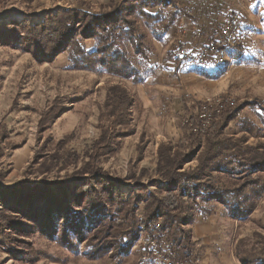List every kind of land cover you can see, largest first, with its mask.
<instances>
[{
  "label": "trees",
  "instance_id": "trees-1",
  "mask_svg": "<svg viewBox=\"0 0 264 264\" xmlns=\"http://www.w3.org/2000/svg\"><path fill=\"white\" fill-rule=\"evenodd\" d=\"M188 16L174 0L99 4L78 0L70 8L47 12L41 22L0 24L12 37L0 38V42L29 52L39 61L52 62L66 53L71 69L120 80L106 88L100 134L92 143L78 150L68 145L72 134L61 139L49 135L24 168L22 183L0 186V247L11 258L26 264L38 262L43 251L32 239L39 234L91 261L137 264L142 257L137 243L143 230L160 222L171 246L182 258L190 259L196 243L193 225L199 215L211 216L215 204L225 206L236 220L254 212L264 197V142H249L257 132L264 137V107L258 99L238 103L222 96L219 107L212 108L215 120L205 133L199 131L197 114L185 119L184 138L163 140L157 146L154 174L163 183H155V189L149 185L125 192L121 180L102 166L122 149L131 133L125 129L143 107L139 95L123 81L142 83L155 74L150 56L156 43L164 42L167 32ZM87 40L94 45L88 48ZM239 48H228V55L236 58ZM246 105L262 109V127L239 117ZM235 120L241 123L240 132L228 133ZM143 149L138 146L140 154ZM192 161L196 165L187 167ZM6 172L0 170V179ZM146 174L142 168L141 176ZM126 179L142 185L134 175ZM139 213L144 215L143 222L137 218ZM257 237L262 246L237 248L242 264H264V236L259 233Z\"/></svg>",
  "mask_w": 264,
  "mask_h": 264
},
{
  "label": "rangeland",
  "instance_id": "rangeland-1",
  "mask_svg": "<svg viewBox=\"0 0 264 264\" xmlns=\"http://www.w3.org/2000/svg\"><path fill=\"white\" fill-rule=\"evenodd\" d=\"M91 1L99 4L108 0ZM174 1L189 14L178 25L190 21L213 37H216L231 16L241 14L245 24L247 49L239 45L242 50L239 48V55L232 58L234 61L229 60L220 68L210 71L213 76L230 71L229 81L225 82V92L218 93L217 97L208 95L198 100L193 95L180 94L169 98L155 93L151 87L143 85V82L123 81L137 94L142 93L143 98L141 95L140 97L143 107L135 113L130 127L125 129L131 133L124 138L122 149L104 160L102 166L121 180L120 186L125 192L149 185H154L155 189V183L162 185L161 179L154 174L157 146L163 140L178 142L184 138L183 121L198 113L199 103L224 96L238 103L258 99L264 107V0ZM77 2L78 0H0V24L14 20L41 22L47 12L70 8ZM0 38H12L5 34L1 25ZM91 42L86 41L88 48L93 46ZM117 82L120 80L108 75L71 69L66 53L60 54L52 62H42L29 52L0 42V170H7L5 177L0 179L1 188H12L22 183L24 168L36 154L42 140L49 135L61 139L72 134L68 145L78 150L92 143L100 134L99 115L105 101L106 88ZM52 110L56 115L52 114ZM262 113L260 107L246 105L239 117L262 127ZM240 130L241 123L237 120L227 128V132L232 134ZM259 141L264 142L261 132L249 138L251 144ZM139 145L144 146L141 154ZM195 165L196 161H192L186 166ZM142 168L147 169L144 176H141ZM133 175L136 179H141L142 185L126 179ZM213 215L216 216L215 223L207 233V264H242L236 253L239 246L249 250L263 245L257 234L264 236V197L254 212L243 219H234L221 204H215L212 215L204 219L208 222ZM198 218L203 217L199 215ZM32 240L43 251L41 259L34 264H115L112 260L91 261L83 254L76 255L46 235L38 234ZM225 253L228 257H225ZM202 254V246L195 243L192 256H199L203 261ZM262 258L264 259V255ZM135 263L157 264L153 260L144 263L137 260ZM0 264L26 263L11 258L0 247Z\"/></svg>",
  "mask_w": 264,
  "mask_h": 264
},
{
  "label": "crops",
  "instance_id": "crops-1",
  "mask_svg": "<svg viewBox=\"0 0 264 264\" xmlns=\"http://www.w3.org/2000/svg\"><path fill=\"white\" fill-rule=\"evenodd\" d=\"M215 38L207 35L190 21L184 22L183 25H174L167 32L166 40L157 42L158 45L150 56V63L156 66L157 71L149 76L143 85H148L155 93L169 98L181 94L182 96L193 95L199 100L208 95L217 97L218 93H224L227 85L225 82L229 81V70L220 76H213V72H210L213 71L212 69L183 64L172 58L176 40L180 39L192 51H198L203 45L216 42ZM91 41L94 45V41ZM140 95L143 98L141 92ZM215 217L213 215L208 222L207 219L199 218L194 225L196 243L203 248L204 264H207V233L211 231ZM225 257H228L226 253Z\"/></svg>",
  "mask_w": 264,
  "mask_h": 264
},
{
  "label": "built area",
  "instance_id": "built-area-1",
  "mask_svg": "<svg viewBox=\"0 0 264 264\" xmlns=\"http://www.w3.org/2000/svg\"><path fill=\"white\" fill-rule=\"evenodd\" d=\"M244 19L241 14L231 16L220 28L216 34V42H209L203 45L200 50L192 51L182 40H177L175 49L172 52V58L176 62L209 69H218L227 61H234L228 55V48L239 45L245 46V28ZM216 44H220L217 46ZM247 49V46L244 47ZM223 98L218 97L214 100L202 102L197 116L201 120L199 131L205 133L212 122L214 110L213 107H219ZM216 112L221 113L218 109ZM140 222L144 221L143 213L137 216ZM137 248L142 252L141 262L153 260L157 264H203L199 256L193 255L190 259H184L174 249L168 241L165 232L161 229V223L156 222L152 226L143 230L140 236Z\"/></svg>",
  "mask_w": 264,
  "mask_h": 264
}]
</instances>
